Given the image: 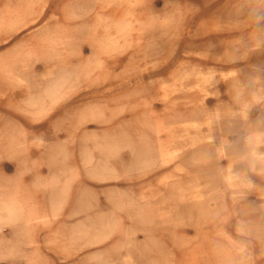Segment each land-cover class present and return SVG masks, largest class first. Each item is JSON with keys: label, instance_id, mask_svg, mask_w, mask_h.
I'll return each mask as SVG.
<instances>
[{"label": "rangeland", "instance_id": "1", "mask_svg": "<svg viewBox=\"0 0 264 264\" xmlns=\"http://www.w3.org/2000/svg\"><path fill=\"white\" fill-rule=\"evenodd\" d=\"M0 264H264V0H0Z\"/></svg>", "mask_w": 264, "mask_h": 264}, {"label": "clouds", "instance_id": "2", "mask_svg": "<svg viewBox=\"0 0 264 264\" xmlns=\"http://www.w3.org/2000/svg\"><path fill=\"white\" fill-rule=\"evenodd\" d=\"M248 186L251 187V184H249ZM245 250H246V246H245V245H241V246L239 247V252H240V253H243Z\"/></svg>", "mask_w": 264, "mask_h": 264}]
</instances>
